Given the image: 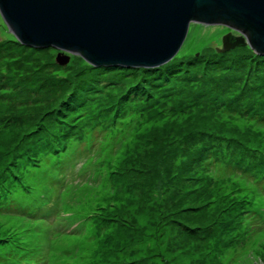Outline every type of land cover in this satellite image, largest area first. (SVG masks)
Wrapping results in <instances>:
<instances>
[{"label":"rangeland","instance_id":"374dc122","mask_svg":"<svg viewBox=\"0 0 264 264\" xmlns=\"http://www.w3.org/2000/svg\"><path fill=\"white\" fill-rule=\"evenodd\" d=\"M229 32L193 22L167 74L74 54L61 65L0 14V255L28 244L54 264H264V63L252 48L217 53ZM92 80L47 131L46 112ZM205 146L213 163L193 159Z\"/></svg>","mask_w":264,"mask_h":264},{"label":"water","instance_id":"95a60500","mask_svg":"<svg viewBox=\"0 0 264 264\" xmlns=\"http://www.w3.org/2000/svg\"><path fill=\"white\" fill-rule=\"evenodd\" d=\"M0 14L24 46L54 47L96 67L151 68L172 60L193 22L238 31L218 52L250 46L264 56V0H0Z\"/></svg>","mask_w":264,"mask_h":264},{"label":"trees","instance_id":"16d2710c","mask_svg":"<svg viewBox=\"0 0 264 264\" xmlns=\"http://www.w3.org/2000/svg\"><path fill=\"white\" fill-rule=\"evenodd\" d=\"M16 41L18 43H20L18 40H16ZM241 47H246V48H250L251 49L250 46H241ZM216 52H217V50H216ZM217 53H220V52H217ZM255 53L260 58V61H262L264 63V56L261 55V54H258L257 52H255ZM90 67L96 68V66H93V65H91ZM102 68H107V69H114V68L123 69V67H102ZM102 68L101 69L99 68V69L102 70ZM177 68H178L177 66L176 67H172V65L170 63H168V64L162 65L161 67L160 66H158V67H151V68H142V67H140V68H134V69H143V70L145 69L148 72H150V71H158V69H160L161 72H165L167 74H171V73L176 72ZM124 69H126V68H124ZM146 77H147V75H146ZM147 79L148 78H144V81L146 82ZM153 80H155V79L153 78ZM55 81L57 83V80H55ZM93 82H94V80H92L91 82H88V84H85L84 83L82 86L79 85V83H77V86H75L74 89H72L71 91H69V89H68V91L66 92L67 94L65 96V99L61 100V102L59 103V107L60 108L57 111L46 112L47 113V114H45L46 119L43 120V122L44 123L46 122L47 131H49L50 129L56 128L57 126L61 125V122H60L61 116L64 113L66 115H70L69 112H71L72 109L75 107V103L81 101L86 95H89L90 94L89 92H90V88L91 87L89 85H94ZM155 84H158V81H156ZM39 87L41 88V91L45 90L43 88L45 86L39 85ZM48 88H49V86H47L46 89H48ZM137 88H139V89H137ZM143 88H147V86L144 83H138L135 86H130L128 88L129 90H127V94H125V97H127L128 94L129 93H132V92L137 93V94H144L145 89H143ZM72 105L74 107H72ZM76 110H74V111H76ZM72 125H74V124L69 125V127L72 126ZM65 130L68 131V128L65 129ZM24 135H26V133ZM33 138H35V142H33V143H39V140L37 139L35 133H34V135H31V137H30L31 140ZM55 138L63 139L62 136L58 135L57 133L55 134V136L53 138V142L51 143V146L55 147V149L53 150V152L55 153V155H59V154L64 153L65 150H66V148H67V142L64 143L60 147V146H57L55 144V140H56ZM39 144H41V143H39ZM36 145L33 144L32 147H35ZM32 147H29L27 149L29 150ZM35 148L33 149V151L35 150ZM212 150L213 149L211 148V146H209V147L205 146L204 154L203 153H200V151H195V156H194L193 159L195 161H199V162L204 159V161L213 163L214 159H217V158H211L212 156H210V155H207V157L204 158L205 153L206 152H211L212 153ZM33 151L28 155V158L30 159L29 162H33V161L34 162H38V161H40V158H36L35 157ZM43 152H45V151H42L40 153H43ZM69 164H66V163L62 162V160L59 162V167L55 170V172H57V174L59 176L61 174V177L60 178H62V177H65L66 178V176H65L66 172H64V169L65 168L67 169L69 167ZM65 178H62L61 179L62 180L61 181L62 184L60 186L66 185L67 182H66V179ZM22 182L24 183L23 180H22ZM28 187H30V185H28ZM32 189H35V187H32ZM9 190L11 191V188H8L7 189V192ZM31 200L34 201V202H37L39 199L37 197H33V198H31ZM54 229H55V224H54ZM56 229H57V227H56ZM39 250L40 249H38L36 246H29L28 244H25V245L20 244V245L14 247V248H10L7 251V253H6L7 255L5 256V258H3L0 255V264H12L11 262L17 263V264H32V263L33 264H54L53 261L51 260V258L50 259L46 258V255L45 254L41 255L38 252ZM33 254H35V255H33ZM57 255H58L57 257H61V256L64 255V253L62 251H59L57 253ZM65 260H66V256L63 259V261H65Z\"/></svg>","mask_w":264,"mask_h":264}]
</instances>
